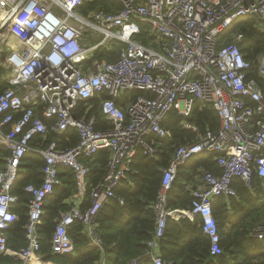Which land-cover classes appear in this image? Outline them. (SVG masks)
Returning a JSON list of instances; mask_svg holds the SVG:
<instances>
[{
  "label": "built area",
  "instance_id": "built-area-1",
  "mask_svg": "<svg viewBox=\"0 0 264 264\" xmlns=\"http://www.w3.org/2000/svg\"><path fill=\"white\" fill-rule=\"evenodd\" d=\"M86 1L91 0H0V27L6 26L16 41L7 68L8 86L0 92V144L9 150L0 168V255L7 250L4 231L18 219L11 209L17 201L11 188L21 160L35 151L44 161L41 182L24 188L31 196L26 244L12 262L0 264L41 262L44 203L60 183L61 167L73 173L75 191L66 200L68 209L55 220L51 250L73 251L67 230L76 220L92 245L102 249L96 232L99 210L115 197V188L138 153L157 156L153 137H166L162 122L168 113L186 118L196 104L213 108L219 127L200 133L184 122L196 131V138L179 145L162 170L152 204L155 228L146 245L152 264H173L159 252L167 217L198 214L210 253L219 254L213 197L235 195V178L247 187L254 174L264 179V92L249 76L251 62L238 44L242 33L230 32L250 16L264 26V0H111L119 7L82 15L78 8ZM142 33L152 37L148 44L135 37ZM115 42L123 45L114 58L93 59L97 50H111ZM254 62L264 78V51ZM133 91L142 93L133 96ZM94 96L101 119L89 114L93 104L87 102ZM79 102H85L86 109L77 115ZM98 120L105 125L97 126ZM69 129L78 134L76 144H44L49 131L61 135ZM101 150L108 154L106 172L88 190L86 161ZM208 152L215 154L221 172L202 174L201 183L192 189L191 210L169 208L167 195L178 168ZM252 235L263 239L264 223L253 228ZM99 264H105L104 259Z\"/></svg>",
  "mask_w": 264,
  "mask_h": 264
},
{
  "label": "trees",
  "instance_id": "trees-1",
  "mask_svg": "<svg viewBox=\"0 0 264 264\" xmlns=\"http://www.w3.org/2000/svg\"><path fill=\"white\" fill-rule=\"evenodd\" d=\"M118 7L119 4L111 0H91L84 2L78 11L86 15L89 10L109 11ZM230 32L242 33L238 44L244 58L251 62L249 76L256 80L264 92V78L259 75L257 64L254 62L257 55L264 51V26L256 17L250 16L240 21ZM135 37L144 44H148L152 39L144 33ZM122 45L123 43L115 42L111 50L99 49L93 59L104 57L110 60ZM6 74L7 69L0 63V92L8 86ZM141 93L142 91H133L132 95ZM97 100L98 97L94 96L87 102L93 104L89 114H95L97 119H101ZM85 109V102H79L77 115ZM184 122L195 126L200 133L207 129L216 131L220 123L217 112L207 105L196 104L186 118L176 111L168 113L162 122L166 137H153L157 156L150 157L138 153L126 177L115 188V197L105 203L98 212L96 232L102 249L92 245L83 225L76 220L67 230L73 243V251L65 254L52 252L50 241L55 220L61 212L68 209L66 200L75 191L73 173L69 168L61 167L60 183L55 187L54 194L44 203L39 228L41 261L47 264H99L104 259L105 264H129L135 259L136 264H152L146 241L152 237L155 228V211L152 204L160 189L162 170L168 166L175 149L181 144L195 140L197 134L184 126ZM104 125L98 120L97 126ZM50 141H58L60 147L71 146L77 143L78 134L74 129H69L61 135L49 131L44 144ZM8 154L9 150L0 144V168L3 167L4 158ZM214 156L211 152L195 155L178 168L167 195L169 208L191 210L192 189L199 184L198 176L202 177L207 171L221 172ZM107 163L108 154L105 150L86 161L89 167L88 190L102 179ZM43 164V159L35 151L27 152L21 160L11 188V193L17 197L11 209L16 212L18 219L4 231L7 236V250L0 255V263L12 262L13 255L26 244L27 203L31 196L24 188L29 183L41 182ZM232 187L235 189V195L213 197L212 214L217 222L221 252L216 255L210 253V240L201 231V218L198 214H194L192 218L167 217L164 236L159 240V252L164 259L172 261L173 264H264V238L258 239L252 235L254 226L264 217V179L254 174L251 186L247 187L235 178ZM118 198L122 199V203Z\"/></svg>",
  "mask_w": 264,
  "mask_h": 264
},
{
  "label": "rangeland",
  "instance_id": "rangeland-1",
  "mask_svg": "<svg viewBox=\"0 0 264 264\" xmlns=\"http://www.w3.org/2000/svg\"><path fill=\"white\" fill-rule=\"evenodd\" d=\"M15 46H16L15 38L6 33V26L0 27V63L6 69L8 68L9 57L12 54L13 50L15 49ZM198 177H199L198 179L200 180L201 176ZM261 223H264V217L260 218V220L254 226V228ZM41 263L47 264L43 261H41Z\"/></svg>",
  "mask_w": 264,
  "mask_h": 264
},
{
  "label": "crops",
  "instance_id": "crops-1",
  "mask_svg": "<svg viewBox=\"0 0 264 264\" xmlns=\"http://www.w3.org/2000/svg\"><path fill=\"white\" fill-rule=\"evenodd\" d=\"M201 183V179L199 180V184ZM32 264H41V263H37L35 261H32Z\"/></svg>",
  "mask_w": 264,
  "mask_h": 264
},
{
  "label": "bare ground",
  "instance_id": "bare-ground-1",
  "mask_svg": "<svg viewBox=\"0 0 264 264\" xmlns=\"http://www.w3.org/2000/svg\"><path fill=\"white\" fill-rule=\"evenodd\" d=\"M0 15H1V12H0ZM1 36H2V35H1ZM35 262L40 263L39 261H36V260H35Z\"/></svg>",
  "mask_w": 264,
  "mask_h": 264
},
{
  "label": "water",
  "instance_id": "water-1",
  "mask_svg": "<svg viewBox=\"0 0 264 264\" xmlns=\"http://www.w3.org/2000/svg\"><path fill=\"white\" fill-rule=\"evenodd\" d=\"M182 214L184 215V212H181V215H182Z\"/></svg>",
  "mask_w": 264,
  "mask_h": 264
}]
</instances>
